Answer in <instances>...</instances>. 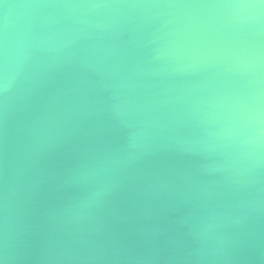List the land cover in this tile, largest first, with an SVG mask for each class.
I'll list each match as a JSON object with an SVG mask.
<instances>
[{"label": "water", "instance_id": "1", "mask_svg": "<svg viewBox=\"0 0 264 264\" xmlns=\"http://www.w3.org/2000/svg\"><path fill=\"white\" fill-rule=\"evenodd\" d=\"M0 264H264V0H0Z\"/></svg>", "mask_w": 264, "mask_h": 264}, {"label": "clouds", "instance_id": "2", "mask_svg": "<svg viewBox=\"0 0 264 264\" xmlns=\"http://www.w3.org/2000/svg\"><path fill=\"white\" fill-rule=\"evenodd\" d=\"M41 8H48V7H54L50 5H40ZM170 7L176 8V7H192V8H208L211 9L213 12H218L221 10H227L230 5L226 3H218L213 5H194V6H177V5H171ZM229 23H232L229 16H228Z\"/></svg>", "mask_w": 264, "mask_h": 264}]
</instances>
